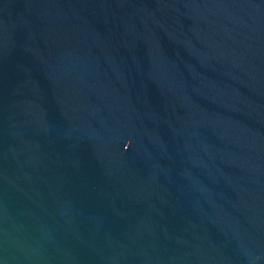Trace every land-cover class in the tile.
<instances>
[{"label":"water","instance_id":"water-1","mask_svg":"<svg viewBox=\"0 0 264 264\" xmlns=\"http://www.w3.org/2000/svg\"><path fill=\"white\" fill-rule=\"evenodd\" d=\"M0 264H264V0H0Z\"/></svg>","mask_w":264,"mask_h":264}]
</instances>
